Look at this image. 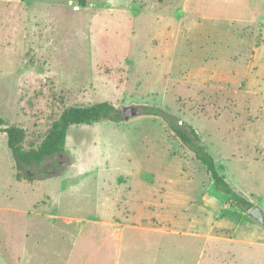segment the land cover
Wrapping results in <instances>:
<instances>
[{"label": "rangeland", "instance_id": "rangeland-1", "mask_svg": "<svg viewBox=\"0 0 264 264\" xmlns=\"http://www.w3.org/2000/svg\"><path fill=\"white\" fill-rule=\"evenodd\" d=\"M79 1L0 0V264H129L134 242L143 264H264V224L145 113L192 125L264 211V0ZM100 101L123 120L71 125L63 153L17 169L1 127L34 148Z\"/></svg>", "mask_w": 264, "mask_h": 264}, {"label": "trees", "instance_id": "trees-1", "mask_svg": "<svg viewBox=\"0 0 264 264\" xmlns=\"http://www.w3.org/2000/svg\"><path fill=\"white\" fill-rule=\"evenodd\" d=\"M79 2L81 6L87 5V0H80ZM145 113L162 117L174 135L206 166L213 179L215 189L226 196L232 206H237L247 211L254 205L246 197L238 193L220 173L214 156L206 149L192 125L175 120L171 114L159 108H147ZM104 119L120 122L123 120L122 112L109 101H100L87 106H68L52 123L42 142L37 147L29 149L23 147L26 137L24 128L9 125L1 127V130L7 134V144L19 170L25 163L42 161L48 156L63 153L66 147L67 132L71 125L93 124ZM17 175L20 177V172H17ZM28 179L32 178L28 177Z\"/></svg>", "mask_w": 264, "mask_h": 264}, {"label": "crops", "instance_id": "crops-1", "mask_svg": "<svg viewBox=\"0 0 264 264\" xmlns=\"http://www.w3.org/2000/svg\"><path fill=\"white\" fill-rule=\"evenodd\" d=\"M133 246L131 247V248H129V247H127V252L130 254V255H132L133 256V258H137L136 260H134V262L133 263H130L129 262V264H143V263H145V261H147V262H150L151 260L149 259V256H148V254H145L146 252H148L149 251V249L150 248H152L151 246V243H141L140 245H139V243H136V242H134L133 244H132ZM136 245H138V246H136ZM149 248V249H148ZM109 250L111 251V249H110V247H109ZM108 250V251H109ZM119 251V249L118 248H116L115 249V252H116V254H115V257H116V261H115V264H119L120 262H119V257H118V254H117V252ZM119 253V252H118ZM154 257V259H156L157 257L156 256H153Z\"/></svg>", "mask_w": 264, "mask_h": 264}, {"label": "water", "instance_id": "water-1", "mask_svg": "<svg viewBox=\"0 0 264 264\" xmlns=\"http://www.w3.org/2000/svg\"><path fill=\"white\" fill-rule=\"evenodd\" d=\"M122 111L126 119L137 114L138 112L137 108L133 106L122 107ZM246 213L256 219L261 224H264V211L259 205H253L246 211Z\"/></svg>", "mask_w": 264, "mask_h": 264}]
</instances>
